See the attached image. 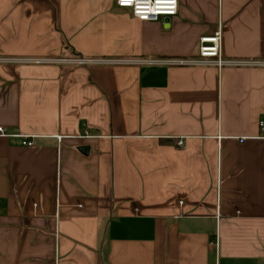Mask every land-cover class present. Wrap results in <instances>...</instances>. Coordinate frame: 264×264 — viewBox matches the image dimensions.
<instances>
[{
    "label": "crops",
    "instance_id": "crops-1",
    "mask_svg": "<svg viewBox=\"0 0 264 264\" xmlns=\"http://www.w3.org/2000/svg\"><path fill=\"white\" fill-rule=\"evenodd\" d=\"M177 1L0 0V59L264 61V0ZM114 63L0 62V264H264V67Z\"/></svg>",
    "mask_w": 264,
    "mask_h": 264
},
{
    "label": "built area",
    "instance_id": "built-area-1",
    "mask_svg": "<svg viewBox=\"0 0 264 264\" xmlns=\"http://www.w3.org/2000/svg\"><path fill=\"white\" fill-rule=\"evenodd\" d=\"M117 5L120 8L130 9L135 18L143 22L156 23L163 18L174 17L178 14L177 0H117ZM221 32L217 31L213 35L204 36L200 39L199 55L196 60H134V61H112V60H87L84 58L72 59H0V62L5 63H43V64H69V65H87V64H107L114 62L133 63V64H152V65H187V64H203L214 65L218 68L223 67H264V61L252 60H226L221 51ZM115 64V63H114ZM263 127V123H261ZM5 130L0 127V135L4 134ZM182 141H178L181 146ZM24 146L34 147L33 141H24Z\"/></svg>",
    "mask_w": 264,
    "mask_h": 264
},
{
    "label": "water",
    "instance_id": "water-1",
    "mask_svg": "<svg viewBox=\"0 0 264 264\" xmlns=\"http://www.w3.org/2000/svg\"><path fill=\"white\" fill-rule=\"evenodd\" d=\"M84 149H85V148H84ZM84 149H83V150H84ZM83 150H82V151H83Z\"/></svg>",
    "mask_w": 264,
    "mask_h": 264
}]
</instances>
